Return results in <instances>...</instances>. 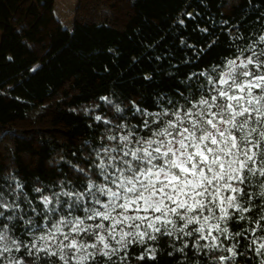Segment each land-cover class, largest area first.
Listing matches in <instances>:
<instances>
[{"label": "trees", "instance_id": "obj_1", "mask_svg": "<svg viewBox=\"0 0 264 264\" xmlns=\"http://www.w3.org/2000/svg\"><path fill=\"white\" fill-rule=\"evenodd\" d=\"M53 1L0 0V129L5 128L0 138L10 136L0 150V198L19 206L0 208V229L7 224L19 238L22 247L16 254L27 264L35 257L23 244L31 243L29 232L45 223L51 226L46 217L83 216L84 205L73 209L74 197L63 192L84 193L85 205L91 206L86 181H103L96 152L109 143L103 138L106 129L123 123L150 135L142 127L145 121L151 124L148 113L191 107L201 93L208 94L207 75L214 67H223L241 51L264 61L259 39L264 35V0H121L130 4L122 26L80 15L71 30L48 28ZM249 68L253 79L264 73V64ZM255 92L260 93V86ZM116 104L122 107L119 114L113 112ZM47 105L57 113L55 128L15 131L16 122ZM260 163L257 156L250 166L258 169ZM256 179L241 183L248 219L239 220L229 210L234 213L230 232L240 234L226 238L211 231L213 239L199 241L216 247L197 248L198 234L172 238L157 233L156 241L133 239L110 260L90 256L87 264H216L214 257L221 255V264H264V198L252 195ZM258 179L264 181V176ZM43 195L53 200L54 212L44 208ZM29 219L32 223L25 224ZM233 245L235 261L224 251ZM39 264H48V257L41 254Z\"/></svg>", "mask_w": 264, "mask_h": 264}, {"label": "clouds", "instance_id": "obj_2", "mask_svg": "<svg viewBox=\"0 0 264 264\" xmlns=\"http://www.w3.org/2000/svg\"><path fill=\"white\" fill-rule=\"evenodd\" d=\"M259 39L264 41V35ZM254 57L255 53L245 57L241 51L223 67H214L207 75L208 94L201 93L191 107L148 113L151 124L145 121L142 127L150 135L142 136L135 126L123 123L117 129H106L103 138L109 143L96 152L103 181L92 177L86 181L91 206L85 205L84 193L63 192L74 197L73 209L84 205V214L48 216L50 227L45 223L41 230L29 232L31 243L23 246L35 257L32 264H39L41 254L48 257V264H56L52 257L60 264H87L90 256L101 255L110 260L133 239L140 244L146 239L156 241L157 233L172 238L198 234L195 244L199 249L217 246L199 243L213 239L211 231L226 238L239 235L230 232L228 222L234 214L230 209L239 214V220L248 219L241 183L257 178V191L252 195L264 198V181L258 179L264 176V73L253 79L249 68L264 61ZM256 86H260L259 94ZM113 112L121 113V105H113ZM257 156L261 160L258 169L250 166L256 164ZM41 200L46 210H56L50 208L53 200L48 195ZM59 203L57 198L55 204ZM13 207L19 206L0 198V208ZM29 223L31 219L25 221ZM21 247L22 242L5 224L0 229L3 264H27L16 254ZM224 251H230L235 261V245ZM155 252L153 248L152 259ZM223 259V255L214 257L216 264Z\"/></svg>", "mask_w": 264, "mask_h": 264}, {"label": "rangeland", "instance_id": "obj_3", "mask_svg": "<svg viewBox=\"0 0 264 264\" xmlns=\"http://www.w3.org/2000/svg\"><path fill=\"white\" fill-rule=\"evenodd\" d=\"M130 4L121 0H54L53 11L50 14V24L48 28L63 26L71 30L74 26L77 16L85 18L107 19L117 26H122L130 11ZM3 29L0 27V43L2 41ZM47 45V41H46ZM46 47V46H45ZM43 48V46H41ZM57 113L51 106H45L37 113H31L27 118L16 122L13 128L16 132L34 130L38 128H55ZM5 128L0 129V135ZM10 136L5 133V137L0 138V150H3L4 144Z\"/></svg>", "mask_w": 264, "mask_h": 264}, {"label": "snow or ice", "instance_id": "obj_4", "mask_svg": "<svg viewBox=\"0 0 264 264\" xmlns=\"http://www.w3.org/2000/svg\"><path fill=\"white\" fill-rule=\"evenodd\" d=\"M106 99V98H105Z\"/></svg>", "mask_w": 264, "mask_h": 264}]
</instances>
